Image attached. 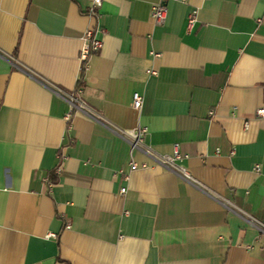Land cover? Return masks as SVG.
I'll return each instance as SVG.
<instances>
[{"label": "crops", "instance_id": "crops-1", "mask_svg": "<svg viewBox=\"0 0 264 264\" xmlns=\"http://www.w3.org/2000/svg\"><path fill=\"white\" fill-rule=\"evenodd\" d=\"M159 1L0 0V264H264V0Z\"/></svg>", "mask_w": 264, "mask_h": 264}, {"label": "built area", "instance_id": "built-area-1", "mask_svg": "<svg viewBox=\"0 0 264 264\" xmlns=\"http://www.w3.org/2000/svg\"><path fill=\"white\" fill-rule=\"evenodd\" d=\"M103 4V0H89L86 14L89 16L92 20H95L100 12L101 7ZM197 12L198 8L193 7L189 13L188 16V26L191 28L194 26V24L197 21ZM168 14V6L164 0H161L159 2H156L152 6V15L157 23H162L166 20ZM102 30V27L98 23H92L90 24L84 31V44L82 46L81 50V75H83V72L85 71L87 67V58L94 52L99 51L103 46V38L99 35V32ZM155 55L160 54V52H153ZM153 73H155V70H152ZM79 91H81L82 87H78ZM71 96V108L69 112L67 113L68 116L72 114L74 111L73 108L77 110H85V107L87 104L80 98L75 97L73 94H70ZM132 104L135 108L140 109L143 104V96L139 91H135L133 93V100ZM259 116H264V106L260 107L257 111ZM249 124L248 121H245V125L247 126ZM147 131L146 126L139 124L138 126L134 127L130 131L128 130H122L121 133L123 136L128 140L131 146V152L134 154L135 151H141L145 153L151 161L161 163L165 165L167 168H170L180 176L191 180L192 175L189 171V169L183 165H180L177 163V159L182 156V153L178 146H175L174 151L172 153H161L156 151L151 146L147 145L144 141L145 133ZM132 167H138V166H147L149 165V161H143L139 162L134 156L131 160ZM255 170L258 172H264V168L260 164L255 165ZM62 169V165L59 164L56 167V171L60 172ZM49 184H53V180L49 177L47 178ZM126 186L121 187V191H125ZM260 228L264 230V222H261Z\"/></svg>", "mask_w": 264, "mask_h": 264}]
</instances>
